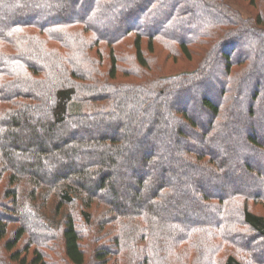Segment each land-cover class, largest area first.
<instances>
[{
  "label": "trees",
  "instance_id": "obj_1",
  "mask_svg": "<svg viewBox=\"0 0 264 264\" xmlns=\"http://www.w3.org/2000/svg\"><path fill=\"white\" fill-rule=\"evenodd\" d=\"M263 60L226 0H0V264H264Z\"/></svg>",
  "mask_w": 264,
  "mask_h": 264
},
{
  "label": "rangeland",
  "instance_id": "obj_2",
  "mask_svg": "<svg viewBox=\"0 0 264 264\" xmlns=\"http://www.w3.org/2000/svg\"><path fill=\"white\" fill-rule=\"evenodd\" d=\"M261 1H263V0H261ZM226 2H227L228 6H230L233 10L238 12L244 19H250V18L256 17L258 14L264 13V4L263 5L259 4L257 7H253L250 5L249 1H245V0H226ZM162 61H163V59L158 60L159 63H161ZM224 63H225V61L223 60L222 65H224ZM262 63L264 64V60ZM191 66H192V64L187 62L182 56H176L175 63L173 62V60L171 62L169 61L166 72H167V74H169V73L172 74V73L178 72L182 69H188ZM221 69H223V66L221 67ZM164 73H165V71H164ZM261 76L264 78V74H261ZM217 83H218V75L217 74H211L210 78H209V82L202 85L201 89H197L198 93L193 95L194 101L195 100L198 101L201 94L203 95L205 93H209V94H212L213 96H215L217 94L218 87L213 86V85L217 84ZM243 116H245V114ZM242 121H243L242 116L236 119V123H241ZM256 125H257V123H256ZM263 126H264V124L263 125L258 124V126H256V129H259L260 127L263 128ZM214 151L218 152L219 154L222 153L218 148H215ZM253 209H254V211L258 210V209H256V207H253ZM50 255L53 256L55 263L59 264L58 260L55 259L54 254L50 253Z\"/></svg>",
  "mask_w": 264,
  "mask_h": 264
}]
</instances>
